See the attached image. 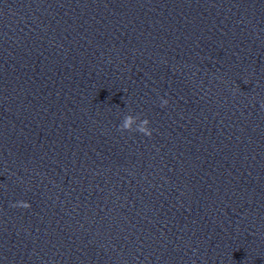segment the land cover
<instances>
[{
    "label": "clouds",
    "instance_id": "1",
    "mask_svg": "<svg viewBox=\"0 0 264 264\" xmlns=\"http://www.w3.org/2000/svg\"><path fill=\"white\" fill-rule=\"evenodd\" d=\"M168 103L167 100L162 101L161 106H166ZM264 106V105H262ZM139 121V123H137ZM150 121L147 118L140 119L139 116H133L131 114L126 115L123 118L122 123L118 126L119 130L123 133L124 131L128 132H138L145 136L151 137L152 130L148 127ZM135 125V127H133ZM18 207L22 208H29L31 205L28 202L20 201L16 205Z\"/></svg>",
    "mask_w": 264,
    "mask_h": 264
}]
</instances>
